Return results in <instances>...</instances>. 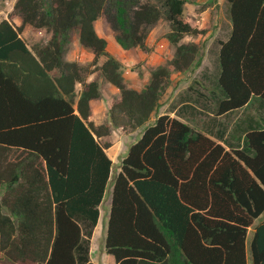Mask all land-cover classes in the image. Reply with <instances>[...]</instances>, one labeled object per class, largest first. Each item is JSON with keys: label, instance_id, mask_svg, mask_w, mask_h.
<instances>
[{"label": "trees", "instance_id": "1", "mask_svg": "<svg viewBox=\"0 0 264 264\" xmlns=\"http://www.w3.org/2000/svg\"><path fill=\"white\" fill-rule=\"evenodd\" d=\"M226 3L232 27L218 50L217 115L264 101V0ZM184 4L16 0L0 20V264H93L91 238L113 167L110 144L99 138L148 122L172 69L194 65L200 46L184 39L208 30L184 15ZM163 17L173 57L143 89L131 88L96 22L110 23L122 49L148 50L149 30ZM27 26L50 38L29 46ZM74 29L94 53L88 65L66 59ZM101 80L119 94L109 121L95 125ZM243 133L230 143L176 116L157 117L113 181L105 245L116 264H248L250 228L251 264H264V220L256 221L264 212V120Z\"/></svg>", "mask_w": 264, "mask_h": 264}, {"label": "rangeland", "instance_id": "2", "mask_svg": "<svg viewBox=\"0 0 264 264\" xmlns=\"http://www.w3.org/2000/svg\"><path fill=\"white\" fill-rule=\"evenodd\" d=\"M15 1L16 0H0V20L9 16L10 12H12L13 10ZM139 1L146 2L147 0ZM184 15L186 17L192 18L197 24H199L201 27H206L208 30V33L202 36L185 37V41L195 42L200 46V49L196 55V61L194 65H192L189 70H186L185 73H194L196 71V68H201L200 65L205 64V66H203L200 70L203 69L205 71L206 78L205 80H199L202 82L201 84L197 81H192L191 83H189L190 85L188 89L185 88L187 82L178 81L177 83H175L173 81V83L175 84V86L174 84L172 85L174 86V88H172L173 90H171L170 88L171 91L163 93L160 106L154 110L148 122L133 130L119 129L117 130V133L114 134V132H111L109 136H106L100 140L103 144L109 143L112 145L111 150L114 152V155L117 157V159L114 158L110 180L108 181L104 198L99 207L100 217L92 234V240L90 244V259L93 264H115L114 257L107 252L105 243L111 209L113 181L117 174V171L121 170L122 160L128 153L129 147L140 139L145 130L155 123L159 115L163 113H170V111H173L172 106L177 104L180 98L190 96L191 100L189 101L193 103H196V100L194 99L197 98V103L202 109L201 118L203 119L205 117L207 118V116H209L208 112H212V110L215 108L214 99L216 95L214 94V92L218 94L219 91L216 75V70H219V59L217 51L219 49L218 39L224 38V36L228 32V19H230L228 17L229 4L226 3V0H185ZM12 21L16 25H19L21 23L18 16H14ZM169 28L170 26L168 20L163 17L158 23L150 28L147 40L149 41V46H152V43H155L154 41L156 40L157 45L161 46L159 48L161 52L169 49V55L172 54L173 56L174 47H172L170 44H168L166 47L164 46L166 42L164 34L169 30ZM97 29L99 33L107 36L108 38H111L116 42V32L106 19L101 18L97 21ZM209 31H211V33H209ZM74 33H76L75 29L73 30L72 35ZM22 36L26 39L29 46L32 47L38 41L46 42L50 38V33L46 32L45 30H34L30 26H27L24 28ZM72 47L73 44L71 41L67 53L71 51ZM121 51L122 52L120 53V59L124 64V75L126 80H150L152 72L150 61H152V57L154 58L155 56V48L152 46L148 47V50L137 48L136 51H126L123 49H121ZM76 58H80L79 54ZM101 61L102 59L100 60V62ZM166 61L169 62V58L166 57ZM90 62L83 64L88 65L90 64ZM196 62H198L197 66H195ZM161 65L168 64L164 63ZM188 75L189 73L184 74V76H181L178 80H188ZM198 84L201 85V87L198 86ZM142 87H145L144 83L140 84L139 90L143 89ZM195 88H198V90H196ZM112 97H115V95ZM107 100L108 101H106V106L109 112V104L111 103V101L109 99ZM100 102V100H97L95 102V107L98 109V111L100 110ZM181 111L182 109L179 108L177 110V113H180ZM223 120L224 123L229 124L230 117H226ZM252 232L253 231L250 230L248 235V264H251L249 240L252 237Z\"/></svg>", "mask_w": 264, "mask_h": 264}, {"label": "crops", "instance_id": "3", "mask_svg": "<svg viewBox=\"0 0 264 264\" xmlns=\"http://www.w3.org/2000/svg\"><path fill=\"white\" fill-rule=\"evenodd\" d=\"M228 26H229L228 32L224 36V38L218 39L219 47H220V41H225L230 36L231 27H232L230 19H228ZM96 28H97V22H96ZM97 31H98V29H97ZM98 33H99V31H98ZM209 33H211V31H209ZM99 34L107 39L108 50L112 54H114L117 58L120 59V53L122 52L121 51L122 48H120L118 43L113 41L111 38H108L107 36L101 34V33H99ZM165 41L166 42H165L164 46L166 47L169 44V42L167 41V39ZM154 42L155 43H152V46L155 48L156 52L154 53L155 54L154 58L152 57V61H150V67L152 68V70L161 64H164V63L168 64L169 62L166 61V57L169 58V61L173 57L172 54L169 55V49L161 52V50H159V48L161 46L157 45L156 40ZM72 44H73V47H72L71 51H69L67 53L66 59L76 61V59H77L76 57L78 56V54H79L80 58L77 59V62H79V63L81 62L80 64L90 62L94 59V53L91 50L83 47L79 43L77 31H76V33H74L72 35ZM146 44H147V47H152V46H149L150 44H149V41L147 39H146ZM136 50H134V51H136ZM126 51H129V50H126ZM130 51H133V50H130ZM70 57H72V58H70ZM203 66H205V64L200 65L201 68ZM169 67L172 69L171 65H169ZM201 68H196V71L194 73L187 72V73H189L188 80H178V79H180L181 76H184V74H187V73H185L186 70L175 71L172 69L170 85L167 86L164 93L173 90L172 88H174V86H175L173 81L175 83H177L178 81L187 82V85L185 86L186 89L189 88V85H190L189 83H191L192 81H197L198 83L201 84L202 82L199 80H205V78H206L205 71L203 69L200 70ZM218 69H219V67H218ZM216 71H217L216 75L218 77L219 70H216ZM125 81L129 87L139 90L140 84L144 83V85H146L149 80H126V78H125ZM171 82H172V84H171ZM182 83H184V82H182ZM173 84H174V86H172ZM198 86L201 87V85H199V84H198ZM170 88H171V90H170ZM195 89L198 90V88H195ZM80 90H81V84L78 83L77 84V93H79ZM100 92H101V97H99L97 99H93L91 101L92 114L90 116V120L95 125H100L102 123H106L109 121V113H108V108L106 106V101H108L107 99L112 101L113 100L112 98H114L112 96H114V95L117 96L119 94V89L117 87H115L114 85H112L111 83H109L105 80H101L100 81ZM97 100L101 101L99 111L95 107V102ZM189 100H191L190 96H185L183 98H180L179 102L172 106L173 111H170V113H167V114H170L171 116H176V117L180 118L181 120H183V121L187 122L189 125H191L195 130L202 131V132L206 133L207 135L212 136L215 139H216L215 136H217L219 134H223L224 139L228 140L230 143H237L239 141V139L241 141L243 140V137H244L243 132L246 129H248V127L255 125L257 123H262L264 120V101H260L258 99H252L243 108H241L237 111H234V112L227 113V114L217 115L215 113V108H214L212 110V112H208V115L211 117L207 116V118L205 117L204 119L201 118L202 117L201 116V113H202L201 110L202 109L199 107V105L197 103V98L194 99V100H196L195 101L196 103L190 102ZM160 102H162V98H161ZM179 108L182 109V111L180 113H177V110ZM163 114H166V113H163ZM226 117H230L229 124H226L223 122L224 121L223 119H225ZM119 129L123 130L122 127H117V128H113L112 132H114V134H115V133H117V130H119ZM104 137H106V136H104ZM104 137H101L100 140ZM111 149H112V145L110 144L109 147L106 148L105 150H106L107 155L111 158V160L114 163V158L117 159V157L114 155V152ZM119 172L120 171H117V174ZM263 220H264V212L260 215V217L258 218L257 221H263ZM250 230H252V229L250 228L249 231ZM248 235H249V232H248ZM91 240H92V238H91Z\"/></svg>", "mask_w": 264, "mask_h": 264}]
</instances>
